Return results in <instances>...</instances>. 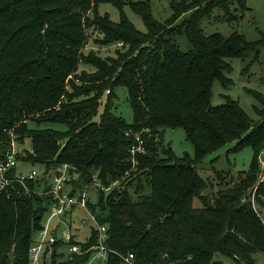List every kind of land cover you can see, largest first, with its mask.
Here are the masks:
<instances>
[{
    "label": "trees",
    "instance_id": "trees-1",
    "mask_svg": "<svg viewBox=\"0 0 264 264\" xmlns=\"http://www.w3.org/2000/svg\"><path fill=\"white\" fill-rule=\"evenodd\" d=\"M103 2L118 8L117 21L98 11ZM125 4L146 31L126 17ZM170 5L171 16L159 21L149 0H0V146L11 132L18 145L28 141L33 154L25 160L45 168L69 163L82 183L99 182L97 201L86 203L107 226V264H122L120 255L129 253L135 264H220L215 253L257 264L253 254L264 252V219L253 199L264 205V94L247 90L262 105L254 107L257 121L229 96L210 102L214 80L225 87L232 82L224 73L231 69L229 59H249L248 68L258 60L262 41L204 31L211 18L237 20L248 8L246 0ZM87 29L102 35H93L95 44L121 41L126 49L105 58L83 53ZM79 64L91 69L78 70ZM118 86L126 90L130 122L112 110ZM178 127L193 145L191 157H177L163 140L166 128ZM136 133L145 152L132 162ZM230 142L227 152L251 148L248 169L209 198L201 194L207 183L197 166ZM72 184L71 190L81 186ZM27 186L34 188V182ZM194 197L201 208L193 207ZM48 198L26 194L16 182L0 191V264H28ZM95 240L90 229L83 246ZM61 246L51 243L42 264H85L91 252L66 253Z\"/></svg>",
    "mask_w": 264,
    "mask_h": 264
},
{
    "label": "rangeland",
    "instance_id": "rangeland-1",
    "mask_svg": "<svg viewBox=\"0 0 264 264\" xmlns=\"http://www.w3.org/2000/svg\"><path fill=\"white\" fill-rule=\"evenodd\" d=\"M149 2L153 16L159 21H164L171 16V0H149ZM246 3L248 7L247 10L242 12L241 16L237 20L229 22L224 20V18H211L210 20L205 21L203 24L204 31L206 33L219 32L225 36H228L232 32H238L243 34L248 41H262L258 60L253 62L248 68L245 67L249 59L243 60L239 57L229 59L231 69L229 71H225L224 73L231 79L232 82L225 87L218 79L214 80L210 103L211 105L223 103L226 100L225 98L229 96L230 98L238 101L239 105L253 121H257L260 119V117L256 114L254 107L262 108V105L247 90L254 89L264 94V80H262L264 77V0H246ZM98 11L102 14L107 13L110 19L113 21H117L120 16L118 8L110 2L100 3L98 6ZM123 12L133 23L136 29L142 32L146 31L141 18L136 13H134L127 4L123 6ZM88 14L90 15V12H88ZM217 14V11H215V15ZM180 19H178V22ZM87 34L88 36L86 43L82 47L83 53L91 50L96 52V54L102 58H105L108 56H113L116 49H126V44L121 41L100 46L95 44L91 38H93V35L96 37H101V34H99L97 31L93 33L89 29H87ZM181 44L182 49H185L187 46L185 39L182 38L180 45ZM82 69L88 71L91 69V67L88 65L79 64L78 70ZM115 94L116 97L113 100L112 110L116 114L122 116L127 122H130L132 120V110L127 101L125 88L121 86L116 87ZM104 101L105 97L103 96L102 104ZM101 110L102 105L99 106V111ZM42 126L61 128L57 124H43ZM163 140L165 143H169L171 145V148L177 157H183L185 154L190 157L193 155V145L185 139V133L182 128H166L164 131ZM233 144L234 142H230L222 146L218 150H215L211 154L207 155L198 164L197 171L207 183L206 188L201 191V194L206 195L209 198H213L218 189L224 187L225 185H233L239 180L240 177L244 175L243 173L247 171L252 155L251 148L245 147L238 152H227V149ZM20 146L29 148V143L25 140L22 144H20ZM132 162H135L133 156ZM259 163L261 170L264 165V149L260 154ZM38 166V164H32L30 162H19L16 165V171L27 173L32 167L38 168ZM217 172H220L223 175L222 180L219 179ZM262 179L263 177L260 174L259 180L261 181ZM72 181H74V185L82 186H80L81 188H78L77 186L76 189L78 191L82 189L84 185H86V198L93 203L97 201V194L94 186L96 184L99 185V182L93 181L89 184L82 183L78 178V175L73 176L69 180L70 185H73ZM254 191L255 188H253V192ZM253 203L261 218L264 219V205H259L258 203L254 202V199ZM192 205L194 208L202 207V203L197 197L192 199ZM77 230L78 235L76 240L81 241L84 238V235L87 233L88 227L84 226L82 228H77ZM59 250H63L65 252L64 247H60ZM253 256L257 264H264V252H255ZM213 259L218 261L220 264H238L233 258L222 253H215Z\"/></svg>",
    "mask_w": 264,
    "mask_h": 264
},
{
    "label": "built area",
    "instance_id": "built-area-1",
    "mask_svg": "<svg viewBox=\"0 0 264 264\" xmlns=\"http://www.w3.org/2000/svg\"><path fill=\"white\" fill-rule=\"evenodd\" d=\"M136 143L130 148V153L145 152L143 138L136 133ZM26 154H33L32 149L18 145L11 132L8 142L0 146V191L6 190L16 182L23 186L24 192L48 195V203L40 221V228L33 234L32 242L28 248V264H42V256L47 253L51 243L59 242L66 253L82 254L91 251L85 264H107V226L99 224L96 216L87 207L85 186L71 190L69 180L77 175L76 168L69 163H61L53 167L45 168L38 164V168L32 167L27 173L16 171L19 162L25 160ZM31 163V162H30ZM264 166V165H263ZM34 182V188H29L27 182ZM95 186H98L96 184ZM88 227L87 233L81 241H77V228ZM96 233L94 244L83 246L89 237V230ZM74 240L77 243H69ZM122 264H135L133 255H120ZM48 264V263H45Z\"/></svg>",
    "mask_w": 264,
    "mask_h": 264
}]
</instances>
